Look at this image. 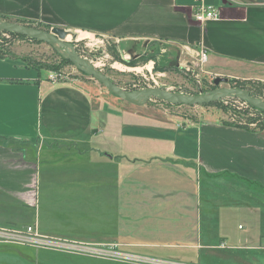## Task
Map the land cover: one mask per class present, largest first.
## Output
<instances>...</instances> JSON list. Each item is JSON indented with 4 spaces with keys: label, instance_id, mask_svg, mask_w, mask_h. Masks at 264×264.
Returning <instances> with one entry per match:
<instances>
[{
    "label": "crops",
    "instance_id": "crops-1",
    "mask_svg": "<svg viewBox=\"0 0 264 264\" xmlns=\"http://www.w3.org/2000/svg\"><path fill=\"white\" fill-rule=\"evenodd\" d=\"M204 3L220 17L197 21L193 0H0V19L205 50L215 76L264 82V1ZM128 104L0 60V228L83 247L0 242V264H264V130Z\"/></svg>",
    "mask_w": 264,
    "mask_h": 264
},
{
    "label": "rangeland",
    "instance_id": "rangeland-1",
    "mask_svg": "<svg viewBox=\"0 0 264 264\" xmlns=\"http://www.w3.org/2000/svg\"><path fill=\"white\" fill-rule=\"evenodd\" d=\"M255 1L262 2V0ZM0 21L14 22L44 31H51V28L31 22L8 19H0ZM2 35L7 41L1 38L0 43L5 45L14 60L22 64L36 65V68L47 72L49 77L51 75L56 76L60 82H72L87 91L93 98L103 97V99L110 100L119 106L131 108L128 103L111 94L94 78L81 72L68 59V62H64L63 58H66L62 49L28 37L9 33H3ZM68 43L74 47L81 57L86 58L94 64L96 69L127 91L161 88L182 95L195 96L199 95L201 91L207 94L219 89L235 88L246 91L264 101V82L234 80L215 76L206 69V65L201 63L199 55L191 54L188 48H173L171 45L162 42H152L147 47V44L143 42H120L116 39L83 35L72 31ZM174 50L177 52H174ZM217 78H226L228 82L215 85ZM218 103L188 107L169 105L163 101L153 99L144 106L136 107L137 109L148 110L151 119L159 121L170 118L179 120L203 119L245 126L250 121L256 120L259 125L250 124V128L264 127V113L254 110L248 103L238 99H224L218 101ZM233 214L235 215L233 223L236 225L234 230H237L238 225L243 223H240V212H234ZM225 246H229V243ZM217 252L222 254L226 251ZM39 254L66 255L51 251H40ZM225 256L227 255H197V259L194 257L192 261H188L186 264H226ZM235 256V258L242 259L245 262L254 261L245 255ZM156 261L183 264L181 261L169 259H157ZM235 261L238 260L232 261V264H237L234 263ZM62 264L92 263L79 260L63 261Z\"/></svg>",
    "mask_w": 264,
    "mask_h": 264
},
{
    "label": "water",
    "instance_id": "water-1",
    "mask_svg": "<svg viewBox=\"0 0 264 264\" xmlns=\"http://www.w3.org/2000/svg\"><path fill=\"white\" fill-rule=\"evenodd\" d=\"M0 32L25 36L62 49L65 53L64 57L71 61L81 72L94 78L111 94L126 103L145 105L147 102L156 99L171 105L193 107L213 104L224 99H238L256 109L264 111V101L262 99L235 88L219 89L207 94L201 91L199 95L195 96L182 95L161 88L127 91L116 85L108 76L96 69L94 64L86 58L81 57L74 47L68 43V37L71 36V31L63 28H53L51 31H44L14 22L0 21ZM222 82L227 83L228 79L217 78L214 84L219 85Z\"/></svg>",
    "mask_w": 264,
    "mask_h": 264
},
{
    "label": "built area",
    "instance_id": "built-area-1",
    "mask_svg": "<svg viewBox=\"0 0 264 264\" xmlns=\"http://www.w3.org/2000/svg\"><path fill=\"white\" fill-rule=\"evenodd\" d=\"M194 6L196 8L195 19L201 23L218 19L220 17L219 11L204 3V0H193ZM200 61L203 65H206L208 62V53L205 50L199 51ZM49 80L52 82L58 81L56 76L51 75ZM0 242L1 243H10V244H31L40 248L48 249H75L83 250V247H79L74 244L62 242L59 240L47 238L40 236L34 227H26L23 230L14 229V228H0ZM92 253H97L95 250H91Z\"/></svg>",
    "mask_w": 264,
    "mask_h": 264
},
{
    "label": "trees",
    "instance_id": "trees-1",
    "mask_svg": "<svg viewBox=\"0 0 264 264\" xmlns=\"http://www.w3.org/2000/svg\"><path fill=\"white\" fill-rule=\"evenodd\" d=\"M48 28H50V27H48ZM3 33H1L0 32V39L2 38V40H4V41H7L4 37H2L3 35H2ZM9 34H11V33H9ZM11 35H17V34H11ZM17 36H21V35H17ZM21 37H25V36H21ZM37 41V40H36ZM7 43V42H6ZM9 51H8V49L5 47V45H3V44H1L0 43V60H6V59H13V57L8 53ZM63 61L64 62H68V60L67 59H64L63 58ZM69 62H71V61H69ZM32 66H36V65H32ZM38 70H41L40 68H38ZM213 104H219L218 102H216V103H213ZM170 105V104H169ZM209 105V104H208ZM251 106V105H250ZM254 110H258V111H261V110H259V109H256V108H254L253 106H251ZM261 112H263L264 113V111H261ZM250 124L251 125H256V126H258L259 124L258 123H256V120H253V121H250L249 122V124L248 125H245L244 127H248V128H250L249 126H250ZM231 125H237V124H231ZM237 126H242V125H237ZM263 126V125H262ZM257 129H259V130H264V127H259V128H257Z\"/></svg>",
    "mask_w": 264,
    "mask_h": 264
},
{
    "label": "bare ground",
    "instance_id": "bare-ground-1",
    "mask_svg": "<svg viewBox=\"0 0 264 264\" xmlns=\"http://www.w3.org/2000/svg\"><path fill=\"white\" fill-rule=\"evenodd\" d=\"M69 37H70V36H69ZM69 37H68V38H69Z\"/></svg>",
    "mask_w": 264,
    "mask_h": 264
}]
</instances>
